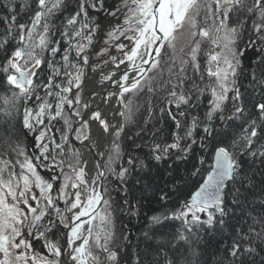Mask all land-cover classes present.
Here are the masks:
<instances>
[{
	"label": "snow or ice",
	"instance_id": "snow-or-ice-1",
	"mask_svg": "<svg viewBox=\"0 0 264 264\" xmlns=\"http://www.w3.org/2000/svg\"><path fill=\"white\" fill-rule=\"evenodd\" d=\"M3 7L0 264H125L118 241H131L117 236L111 193L123 192L127 204L134 173L141 193L150 189L161 205L148 217L149 229L169 221L179 226L155 243L145 231L132 264H206L200 257L209 241L201 233L216 240L217 252L222 247L218 264H264V0H119L113 6L107 0H34L24 22L8 0ZM108 17L117 23L105 31ZM98 32L106 47L96 52ZM113 48L118 55H110ZM92 55L123 66L118 92L109 94L123 109L119 125L99 110L84 118L90 104L82 101V84ZM157 92H163L159 119L173 125L171 141L153 132L150 141L134 142L125 158L121 135L134 115L133 100L125 96ZM205 104L203 117L193 114ZM153 108L149 101L145 125ZM93 121L112 139L106 160L89 175L73 141L91 149ZM53 122L62 123L56 128ZM17 124L33 136L34 157ZM194 145L201 155L192 175L201 182L170 207L167 184L146 182L151 162L173 155L186 161ZM235 209L240 214L233 223Z\"/></svg>",
	"mask_w": 264,
	"mask_h": 264
},
{
	"label": "trees",
	"instance_id": "trees-1",
	"mask_svg": "<svg viewBox=\"0 0 264 264\" xmlns=\"http://www.w3.org/2000/svg\"><path fill=\"white\" fill-rule=\"evenodd\" d=\"M5 0H0V16L7 14L6 9H4L3 4ZM12 3L16 9V14L21 22L28 19L31 14V9L34 8V0H8ZM27 3L31 7L25 8L24 5ZM114 0H107L108 6H111ZM206 48L207 45H204ZM163 59L166 61L168 59V54L163 55ZM165 78H167V72L165 71ZM4 94V89L0 86V95ZM163 92H157L155 95L148 93H141L139 96H131L133 100L134 115L129 123L125 125L124 132L121 135V144L125 149V158L129 149L135 143H144L145 141H150L152 139V133L156 132L157 136L161 140L171 141V132L173 131V125L167 118L159 119L160 113L159 108L163 106ZM128 98V99H129ZM151 101L154 106V115L150 122L145 125L144 121L148 119V113L146 111L148 107V102ZM206 104L202 105L201 108L193 110V114H199L203 117ZM123 122V119H122ZM56 128L61 126L62 122H53ZM143 129V131H141ZM26 130L22 129V126L17 124V134L19 135L22 145L25 147L27 154L31 156L28 145V136L25 135ZM140 133L137 136V133ZM59 134L57 133V138ZM195 151L190 155V158L186 161H178L175 159V155L172 158L162 161L159 164L151 162L153 164L151 173L146 176V182L151 181L153 184H158L163 187L167 184L166 190L170 191L172 195V201L170 202V207H178L179 203L187 199L191 192H193L197 187L199 182H201L200 176H193L192 172L196 167H199V157L201 155V150L198 146H193ZM135 155L144 158V152L140 150L134 151ZM107 158V157H106ZM259 168V164H257ZM143 175V174H142ZM136 174H133V178L129 179L127 187L129 188V195L127 196L128 203L124 204V193L113 190L112 196L116 203L114 204V218H115V228L117 236L126 235L129 237L131 244H124L122 241H118L121 244L119 249V255L121 260L123 258L125 264H132L133 258L136 254L137 243L142 241L143 233L145 231H151L154 234V241L158 242L167 234L174 231L175 227L179 226V222H166L165 225L159 226L155 229H149L148 217L154 212H158L161 209V205L158 203L157 198L153 195V192L145 190L143 194L141 193L142 185H137L134 183V178ZM257 180L260 179L259 176L256 177ZM115 183V182H113ZM231 200V196L228 197ZM259 203V201H257ZM232 207V206H230ZM139 209L138 215H129V211H136ZM240 214V209H235L234 213L230 212L233 216L232 222H235L234 217ZM204 240L209 241L204 254L200 257L202 262L206 264H218L220 257L223 255L222 247L219 252L217 248L216 240L204 233H201ZM143 248V244H140ZM203 247V245H202Z\"/></svg>",
	"mask_w": 264,
	"mask_h": 264
},
{
	"label": "bare ground",
	"instance_id": "bare-ground-1",
	"mask_svg": "<svg viewBox=\"0 0 264 264\" xmlns=\"http://www.w3.org/2000/svg\"><path fill=\"white\" fill-rule=\"evenodd\" d=\"M121 69L118 70L114 66H110L106 69L107 73H111L115 71L117 73L116 76L112 77L111 84L107 85L108 80L98 81L96 79V75L91 73L88 78L84 81L83 85V93H93V96L85 95L83 97V101H86L90 104V108L87 110L89 113L93 110L101 111L102 117L107 119L109 124H120V116L118 115V110H120L118 98L116 95H112L109 97L110 93H117L118 89L115 86V81L119 78L121 74ZM88 95V94H87ZM88 113V114H89ZM88 116L86 117V119ZM78 127V125H77ZM110 134L103 133V130L98 126L97 122L93 121L91 124V149L88 147H80V151L82 152L83 159L87 161V171L89 175H94V166L96 163L103 164L107 157L106 150L109 148L111 143ZM89 141H85V144H88ZM91 153L94 155L92 157ZM101 153H104V157H101ZM124 261V259H122Z\"/></svg>",
	"mask_w": 264,
	"mask_h": 264
},
{
	"label": "rangeland",
	"instance_id": "rangeland-1",
	"mask_svg": "<svg viewBox=\"0 0 264 264\" xmlns=\"http://www.w3.org/2000/svg\"><path fill=\"white\" fill-rule=\"evenodd\" d=\"M118 3H119V0H114V3L112 4V6L116 5ZM106 15H107V13L105 14V16ZM114 23H117V21H114L113 18L108 17L107 21L105 22L104 30L105 31L108 30V28L110 27V24H114ZM105 38L106 37L104 36L103 32H98L97 35L94 37V41L96 39H98V45L95 48L96 52H99L100 49L106 47V45L104 44V39ZM125 43H127V41H125ZM110 55H118V53L113 48L110 51ZM108 58L109 57H107V56H99V57H97L96 55H92L90 57V64L85 69L84 81L86 80L87 75L91 74V73H94L96 75V79L98 81H104L103 80V76L107 75V74H110V73H107L106 69L109 68L110 66H114L111 62H109L108 64H104V60L108 59ZM93 65L98 66L96 71H92V66ZM84 81H83V84H82V90H83ZM81 96H82V92H81ZM130 96H131V93L126 94L125 99H128ZM119 107H120V110H123L120 105H119ZM122 119L123 118L120 116V123H122ZM42 174L45 175V176L48 175V173L43 172V171H42ZM101 259L103 260V254H101ZM123 259H125V258H123Z\"/></svg>",
	"mask_w": 264,
	"mask_h": 264
},
{
	"label": "water",
	"instance_id": "water-1",
	"mask_svg": "<svg viewBox=\"0 0 264 264\" xmlns=\"http://www.w3.org/2000/svg\"><path fill=\"white\" fill-rule=\"evenodd\" d=\"M106 13H104V15H105ZM96 42L93 44V49H95L96 47H97V45H98V39H96L95 40ZM112 80V79H111ZM111 80H108L107 81V85H110L111 84ZM118 89V88H117ZM88 94V95H87ZM87 96V98L89 97V96H93V93H83V95H82V101H83V97L84 96ZM87 101V100H86ZM88 113H89V111L88 110H84V118L86 119V117L88 116ZM73 143H74V146L76 147V148H78V149H80V147H82V145L78 142V141H73ZM28 145H29V151H30V154H31V156L32 157H34L35 155H37V152H38V150L34 147V139H33V137L32 138H28ZM91 155H92V157L94 158V155L91 153Z\"/></svg>",
	"mask_w": 264,
	"mask_h": 264
}]
</instances>
